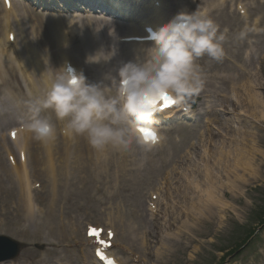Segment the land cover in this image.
I'll return each mask as SVG.
<instances>
[{
    "label": "rangeland",
    "instance_id": "374dc122",
    "mask_svg": "<svg viewBox=\"0 0 264 264\" xmlns=\"http://www.w3.org/2000/svg\"><path fill=\"white\" fill-rule=\"evenodd\" d=\"M208 1L188 0L186 10L189 12L202 11L208 8ZM236 2H242L248 8L255 3V10L250 9L252 18L246 19L243 14L238 12ZM180 3L183 2L181 0H167V7L175 11ZM213 4L217 6L219 0H214ZM216 6L208 15L219 25L220 32L225 34L223 47L224 51L226 48V51L220 61L212 60L207 56L202 58L201 64L204 67L206 81L211 80L210 77L216 75L221 77V74L226 77L232 75L234 77L238 71L242 78L240 86H242L243 81L252 79V82L262 86L256 88L257 92L264 94V35L259 37L244 35L243 39L239 38V34L243 30L250 31L253 18L264 16V0H255V2L254 0H230L222 7L219 6L220 8ZM34 14L46 17L47 12L37 10ZM90 16L95 17L93 14ZM100 17L111 20L106 16L100 15ZM121 25L125 24L121 23ZM260 27L264 33V20ZM24 28L25 25H23V30ZM120 28L123 30V27ZM39 29L42 35L47 31L44 23L39 24ZM239 29L242 31L237 32ZM116 36L117 33L112 37L113 43H115ZM113 43H111V47L114 49L113 45L115 44ZM231 44L234 46V51L239 50L242 55V62L241 60L236 61L237 66H233L229 62L230 59L233 60L228 51V46ZM255 47L258 55L251 59L250 52ZM124 52L123 48L119 50L120 54H124ZM252 61H254L253 64H251ZM205 66L207 70H205ZM227 66H230V70ZM100 71L98 69V73ZM107 83L109 84L110 81L107 80ZM219 85L217 84V86ZM240 86L239 88L242 90ZM12 87L19 92L18 84L12 82ZM222 87L224 88L222 96L231 97L230 84L227 83ZM206 89L213 90L210 87ZM1 90L3 94L8 93L5 88ZM240 94L241 103L236 106L238 111L234 112L237 117L231 110L224 108L223 111H220L219 107L216 108L219 122L210 127L214 134L212 138L207 134L208 120L203 116L202 110L205 103H215L222 98L219 94L210 93L207 94V97L198 99L197 106L190 115V121L184 122L183 120L175 125L162 128L163 147L152 150H143L139 147L136 149L139 163L131 167L126 180L121 176V170L118 171L116 167L112 166H110V170L101 168L100 174L99 172L97 174L88 173L90 176L88 183L83 182L81 178L73 179L70 187H65L59 192L52 216L48 209V196L52 194V189L41 179L31 177L32 190L36 194L34 202L39 203L37 205L39 214L34 215V221H29L27 214L19 210L20 207L15 203H18L17 199H12L15 197L5 194V197L0 198V223L2 224L0 236L21 243L25 245V248L20 250L21 252L16 259L1 264H59L61 260L64 261V264H93V250L87 246L86 229L89 225L105 227L108 220L115 216V211L118 208L123 216V225L118 244L114 250L127 261V264H264V162L261 156L258 157V163H263L262 173L258 179L253 181L248 179L249 176H246L249 182L241 190H232L230 187L222 186L225 201L234 205L233 209L225 210L223 221H220L219 217L203 219L202 221L187 219L184 213L183 200L180 198L183 197L184 190H187L192 196H196V192H189L188 188H180L178 192L174 190L161 192L160 197L155 202V211L148 209L150 190L157 184L156 177L158 180L162 176L160 182L162 183L167 171L171 168V164L175 161H177L176 164L179 168L182 166L181 170L188 169L193 164L192 160L181 159L185 156V152L190 149L189 147H192V144H195L194 148H196L193 158L198 161L205 152V148H201L199 145L201 141L204 146L208 145V153L209 149L218 151L216 148L224 141L226 142L225 152H228L229 149L227 148L232 137H239V132L232 131L235 127L244 133L249 130L258 132L264 137V122L259 123L245 114L251 106L247 94L243 91H240ZM15 119L0 125V133L22 124L21 120L17 122ZM208 143H212L213 147ZM0 148L2 150L1 145ZM228 154L230 156L229 152ZM226 159L230 166H233L232 158ZM167 160H173V162L166 163ZM4 161L8 165L6 156L5 159H2V164ZM111 161H116V158L112 157ZM179 162L181 163L179 164ZM207 163L211 164V161L209 160ZM151 165L158 169L161 167L157 176L148 173ZM205 171L204 169L203 173ZM221 172L219 173V170L215 168L214 173L219 176V180H222L223 176L226 175ZM181 173L182 171L177 174V179L180 178ZM3 175L5 182L1 186L11 185L5 173ZM197 175L199 176L198 179L203 182L205 175L202 174L203 177ZM221 182L222 185L225 184L224 181ZM228 186L230 185L228 184ZM170 195L177 202L174 204V211ZM213 210H219V208L213 207ZM141 219H143L144 224H142ZM187 220H189V224L186 225ZM131 221L135 223L137 236L135 239L137 242L133 243L132 249L128 247L131 242L126 228L132 223ZM20 229L27 232L22 235L18 232ZM75 230L80 233L75 234ZM121 232L125 235L121 236ZM144 232L145 242H154L148 243L149 247L146 248L145 253L138 249V241ZM150 234L153 235L151 236L153 240L149 237ZM170 234L177 235L173 247H171L169 239ZM81 248L89 249L86 261L82 260L79 253ZM235 251L238 252L235 253Z\"/></svg>",
    "mask_w": 264,
    "mask_h": 264
},
{
    "label": "bare ground",
    "instance_id": "6f19581e",
    "mask_svg": "<svg viewBox=\"0 0 264 264\" xmlns=\"http://www.w3.org/2000/svg\"><path fill=\"white\" fill-rule=\"evenodd\" d=\"M118 3L115 7L120 10V14L123 18H128L130 21H134L137 25L148 24L149 26H153L155 28H159L161 26L166 25L173 17H175L181 11H187L188 4L186 3L188 0H181L183 3H180V6L175 9V11L169 12L166 9V1L165 0H117ZM200 1V0H199ZM214 0H209L208 11L211 12L214 9ZM4 2V0H3ZM51 3H47L48 7H58L60 9V13H68L71 12V15L68 17L62 18L58 16L53 17H40L35 15L31 8H29L28 4L23 1L12 0V4L10 10L4 6H0V86H8V77L6 72L5 65H15L14 62H17L18 65L23 68L24 60L27 64L26 67L29 68L28 72L30 76L34 79L32 83V90L35 98L43 97L51 83L53 82L55 75L52 70L46 66L43 62L48 59V51L47 47L49 46V42H47L49 33L45 32L43 35L40 32L39 24L44 22H54L59 25H66L65 28L60 27L59 31L56 33H60L63 30H69L72 33V37L74 39V35L77 32V39L75 42L74 49H72L71 45H68L65 54H69L72 59L78 61L80 65H82V60L87 61L89 64V72L91 74V83H100L103 82L107 85L106 74H115L116 69L120 66L121 54H119V50L111 49V39L110 37L115 32V26L118 27V23L109 21L100 17H90L87 21L82 19L77 12H80L83 9L84 5H87L85 8V12H89L90 5L93 7H97V3H94L93 0H50ZM255 2V0H254ZM184 4V6H183ZM124 7V9L122 8ZM219 6V5H218ZM248 8V7H247ZM255 3L250 7L251 10H255ZM250 9H247L246 18H252L250 15ZM92 10V9H91ZM124 11V12H122ZM208 11L205 13L208 15ZM21 18L22 24L25 25L24 30H21L18 34L19 39V47L18 52L21 55L20 58L15 57L12 53V49L8 46V35L9 29H14L15 24H21L18 14ZM15 19V21H13ZM264 20V16H258L257 18H253L252 25L250 31H245L239 29L237 32L242 31L246 36L251 37H259L264 35L262 32L261 22ZM12 23V24H11ZM137 25H133L132 23L128 27V32L131 33L133 31H137ZM123 37V36H122ZM227 37V36H226ZM231 37V36H229ZM250 45V43H249ZM118 46V45H117ZM150 47L152 44L149 45ZM120 47V46H118ZM20 48V49H19ZM72 49V50H71ZM40 50V51H39ZM40 54H39V52ZM226 51V48H225ZM229 55L232 59H230V64L233 66H237L236 61L242 62V55L239 50L234 51V46L231 44L228 46ZM22 53V54H21ZM251 59L258 55V51L253 48V51L250 52ZM146 53H143L142 58ZM240 55V56H239ZM62 61V67L65 68L64 60L66 58H70L69 56L62 55L59 56ZM204 58V57H202ZM237 58V60H235ZM222 60V59H221ZM248 62V61H246ZM245 62V63H246ZM254 61L251 62L253 64ZM3 66V67H2ZM203 71L204 67L201 65ZM230 70V66H227ZM98 69L101 71L98 73ZM205 70L207 67L205 66ZM211 80L206 81L205 88L202 90L200 96L198 98H202L207 94L213 93L214 95L219 94L222 98L221 100H217L215 103L207 102L204 104L202 114L208 120L207 123V134L212 138L213 133L211 132L210 127L216 125L219 122V118L216 114V108L219 107L220 111L223 109L231 110L232 113L236 116L238 108L236 107L241 103L240 101V91H243L247 94V98L250 103V108L246 110L245 114L251 116L253 120L258 121L259 123L264 122V94L257 92V87H262L259 84H255L252 82V79L245 80L242 82V86H240V82L242 80L240 73L237 71V74L226 77L221 74V77L213 76L210 77ZM230 84V93L231 97L222 96L224 88L222 86ZM217 84H220L217 86ZM239 86L242 88L240 90ZM210 87L213 90H207L206 88ZM8 93L3 94L0 98V125L7 124L9 120L16 118L15 121H20L22 118H26L27 114V106L22 105L21 102H17L19 97L15 95V89L12 85L7 87ZM105 91L109 95L112 94V90L109 87L105 88ZM13 97L15 98L13 100ZM32 100V99H31ZM228 102V104H227ZM181 108H175L172 111H169L168 117L172 119L175 117L174 124L178 121L184 120L185 115H177L180 111L183 112ZM190 110V109H188ZM17 114V115H16ZM44 115L49 116L52 121L56 123L57 135L54 140H50L47 142H41L34 138L33 134L28 130L24 129L22 132L18 133L14 142H9L11 149L8 147H4L6 138L4 135L0 137V145L3 143V150L0 148V197H5V194H9L17 199L18 203L15 202L22 210L23 213L27 214V218L29 221H34L37 213L35 212V203L34 198L36 194L32 191V183L31 177H35L41 179L46 182L52 189V194L48 196V209L50 211L51 216L54 212V207L58 201V195L61 189L65 187H70L72 185V180H76L81 178L83 182L89 181V174L98 173L101 168H105L106 170H110V166L118 168L121 170V176L124 180L129 176V172L131 167L136 163H139L137 147L133 146L130 150L124 151L121 149H117L112 146H108L102 150H97L93 148L87 141V139L83 136H73L71 133L65 132V137L62 135V129H65V121L58 120L55 116L54 111L51 109L46 110ZM232 114V115H233ZM178 116V117H177ZM208 116H210L208 118ZM237 117V116H236ZM230 122V121H228ZM230 124V123H228ZM61 127V130H58V127ZM14 127V126H13ZM9 129V128H8ZM7 129V130H8ZM213 130V129H212ZM233 132H239V137L233 136L228 145V152L226 150V142H221L216 148L218 151L208 150V145L204 146V143L199 142L201 148H205V152L198 161H195L194 157V146L189 147L185 152V156L181 159L192 160L193 164L189 166L188 169L181 170L182 166L179 168L175 161L171 164V168L167 171V176L163 180L162 176L157 180L153 188L150 190L151 202L149 204V208H152V201L158 199L160 197L161 192L163 191H176L178 192L180 188H188L189 192H196V196H192L188 191L184 190L180 199L183 200V208L184 213L187 219H210L219 217L220 221L224 219V212L226 209H233V204H229L225 201L224 194L222 193V186L230 187V189L241 190L242 187L248 184L249 180L246 179V176H249L253 181L258 179L261 175V169L263 163H258V157L261 156L264 162V137L259 135L258 132H251L250 130L247 132L241 131L239 128L235 127L232 129ZM61 134V137H59ZM213 147L212 143H208ZM12 145H15L18 151L23 148L26 152L27 164L26 166H22L19 163V160L16 158V162H6L2 164V159H8L9 153L15 155L17 149H14ZM206 145V144H205ZM9 146V147H10ZM150 146H152L150 144ZM193 150V151H192ZM208 153V154H207ZM8 154V155H7ZM56 161L55 165L53 164V159ZM111 156L116 158V161L112 162ZM208 156V157H207ZM226 158H232L233 166L227 162ZM72 159V160H71ZM210 163H207L208 161ZM109 161V164H105ZM185 161L182 163L184 166ZM191 161V162H192ZM166 162H173V160H167ZM181 162H179L180 164ZM5 166V168H4ZM264 166V165H263ZM164 167H166L164 165ZM214 168V170H212ZM215 168L221 173H225L222 180H219V176H216L214 171ZM9 169V173H8ZM157 167H153L151 165L148 173L151 175L157 176V174L161 171ZM204 169L206 170L204 173ZM182 171L180 178L177 179V174ZM8 177L11 185L9 186H1L2 183L5 182L4 174ZM89 173V174H88ZM101 172H99L100 174ZM164 173V172H163ZM149 174V175H150ZM205 175L203 177L204 181L198 179L197 175ZM150 175V176H151ZM163 175V174H162ZM193 175V176H192ZM99 177V176H97ZM192 177V178H191ZM179 180L177 183H175ZM158 181V182H157ZM182 181V183H181ZM220 181V183H219ZM224 181V185L222 182ZM175 183V184H174ZM219 183V184H218ZM228 184L230 186H228ZM172 187H175L174 189ZM206 187V189H205ZM211 189V190H209ZM170 200L173 203V211L175 210V205L177 202L174 197L170 195ZM15 205V204H14ZM213 207L219 208V210H213ZM119 209V208H118ZM116 209L115 218L109 220L108 225L110 226L108 230H117V234L120 237L121 227L123 225L122 219L123 216L121 214V210ZM8 215V214H6ZM132 223L127 226V232L130 236V242L128 247L132 249L133 243L137 242L136 232H135V223ZM142 224H144L143 219H141ZM189 224V220H187L186 225ZM20 234L24 235L26 230L18 231ZM116 232V231H114ZM54 233V232H52ZM80 233V232H78ZM87 234V231H86ZM116 234V233H115ZM115 235L113 245L109 250L111 255L114 257L115 261L118 264H126V261L122 258L116 256L111 250L115 247V244H118V236ZM125 234L121 232V236ZM145 232L142 237L138 241L139 250L145 253L146 248L149 247L148 243H154L151 241L145 242ZM153 235H149L151 237ZM72 238V237H71ZM177 235L170 234L169 239L171 243V247L174 246ZM87 243L90 246L93 245V240L88 239ZM117 246V245H116ZM126 246V245H124ZM81 252L85 254L82 257L88 256V249H81ZM158 256V254H157ZM66 261L70 262L68 259L64 258ZM63 263V261H62Z\"/></svg>",
    "mask_w": 264,
    "mask_h": 264
},
{
    "label": "clouds",
    "instance_id": "9594fccd",
    "mask_svg": "<svg viewBox=\"0 0 264 264\" xmlns=\"http://www.w3.org/2000/svg\"><path fill=\"white\" fill-rule=\"evenodd\" d=\"M241 32L239 38L243 39ZM153 44L143 58L121 63L108 74L105 85L89 83L83 73L61 68L43 97L26 102L21 123L41 142L54 140L57 129L43 115L54 111L73 136H83L97 150L108 146L124 151L133 146L147 150L150 133L158 137L154 107L171 100L170 106L190 109L205 88L202 57L220 61L225 34L206 13L181 11L151 33ZM115 88L109 95L105 88Z\"/></svg>",
    "mask_w": 264,
    "mask_h": 264
},
{
    "label": "snow or ice",
    "instance_id": "6c2138e0",
    "mask_svg": "<svg viewBox=\"0 0 264 264\" xmlns=\"http://www.w3.org/2000/svg\"><path fill=\"white\" fill-rule=\"evenodd\" d=\"M163 99H164V103L161 104L159 107H154L153 108L154 112L159 111V110H163V108H166V107L170 106V104H171L170 98L165 96ZM13 135H15V133H13ZM148 138L151 139V141L153 143L158 139V137L154 133H150L148 135ZM92 234H95V235L99 236V232L97 230H95V229L90 231V235H92ZM109 235H111V233H109ZM99 243L104 244L105 242L103 240H100Z\"/></svg>",
    "mask_w": 264,
    "mask_h": 264
},
{
    "label": "water",
    "instance_id": "95a60500",
    "mask_svg": "<svg viewBox=\"0 0 264 264\" xmlns=\"http://www.w3.org/2000/svg\"><path fill=\"white\" fill-rule=\"evenodd\" d=\"M10 246H11V250L8 252V253H6L5 255H3L4 257L7 255V254H9V253H11V252H19V250H20V248H21V246H19V245H17V244H13V243H11L10 244ZM14 253H12V254H14ZM16 253V254H17ZM10 255V254H9ZM10 257H12V256H10Z\"/></svg>",
    "mask_w": 264,
    "mask_h": 264
}]
</instances>
